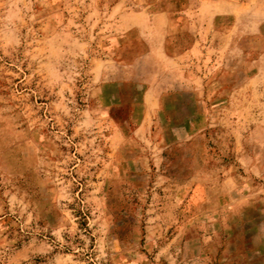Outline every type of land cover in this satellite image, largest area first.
Segmentation results:
<instances>
[{
  "label": "rangeland",
  "instance_id": "374dc122",
  "mask_svg": "<svg viewBox=\"0 0 264 264\" xmlns=\"http://www.w3.org/2000/svg\"><path fill=\"white\" fill-rule=\"evenodd\" d=\"M0 264H264V0H0Z\"/></svg>",
  "mask_w": 264,
  "mask_h": 264
}]
</instances>
